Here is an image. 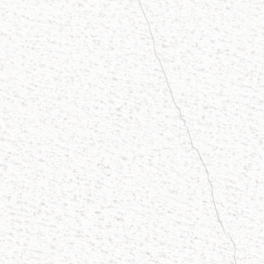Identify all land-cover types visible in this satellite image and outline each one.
Returning a JSON list of instances; mask_svg holds the SVG:
<instances>
[{
  "label": "snow or ice",
  "instance_id": "obj_1",
  "mask_svg": "<svg viewBox=\"0 0 264 264\" xmlns=\"http://www.w3.org/2000/svg\"><path fill=\"white\" fill-rule=\"evenodd\" d=\"M0 264H264V0H0Z\"/></svg>",
  "mask_w": 264,
  "mask_h": 264
}]
</instances>
